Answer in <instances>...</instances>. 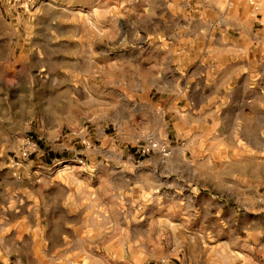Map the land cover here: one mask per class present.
I'll return each instance as SVG.
<instances>
[{
    "label": "rangeland",
    "instance_id": "374dc122",
    "mask_svg": "<svg viewBox=\"0 0 264 264\" xmlns=\"http://www.w3.org/2000/svg\"><path fill=\"white\" fill-rule=\"evenodd\" d=\"M201 1L0 0V264H264V0Z\"/></svg>",
    "mask_w": 264,
    "mask_h": 264
},
{
    "label": "crops",
    "instance_id": "0c3cea01",
    "mask_svg": "<svg viewBox=\"0 0 264 264\" xmlns=\"http://www.w3.org/2000/svg\"><path fill=\"white\" fill-rule=\"evenodd\" d=\"M232 3H229L228 0L223 1V0H205V1H201L199 3L198 6L200 7H204V8H209V9H218L221 8L222 11L220 13V15L222 16L223 20V25L226 26L228 25V16H229V12L225 11V8H229V6H231ZM208 35H205V38H208Z\"/></svg>",
    "mask_w": 264,
    "mask_h": 264
},
{
    "label": "built area",
    "instance_id": "2783aa9c",
    "mask_svg": "<svg viewBox=\"0 0 264 264\" xmlns=\"http://www.w3.org/2000/svg\"><path fill=\"white\" fill-rule=\"evenodd\" d=\"M260 0H254L255 3H258ZM138 153L139 155H145V154H148L150 152V147H149V143L147 144H144V145H141L139 148H138Z\"/></svg>",
    "mask_w": 264,
    "mask_h": 264
}]
</instances>
